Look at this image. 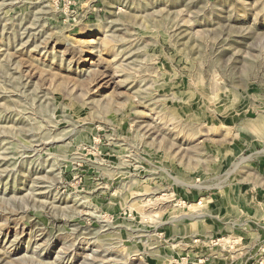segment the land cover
<instances>
[{
  "label": "rangeland",
  "instance_id": "obj_1",
  "mask_svg": "<svg viewBox=\"0 0 264 264\" xmlns=\"http://www.w3.org/2000/svg\"><path fill=\"white\" fill-rule=\"evenodd\" d=\"M263 130L264 0H0V264H264Z\"/></svg>",
  "mask_w": 264,
  "mask_h": 264
},
{
  "label": "bare ground",
  "instance_id": "obj_2",
  "mask_svg": "<svg viewBox=\"0 0 264 264\" xmlns=\"http://www.w3.org/2000/svg\"><path fill=\"white\" fill-rule=\"evenodd\" d=\"M76 42H79V41L76 40ZM93 42H94V40L92 38H89V39L85 40L83 43L86 45H89V44H93ZM260 131H262V129ZM40 256H41V254L37 255V257H39V258H40Z\"/></svg>",
  "mask_w": 264,
  "mask_h": 264
}]
</instances>
